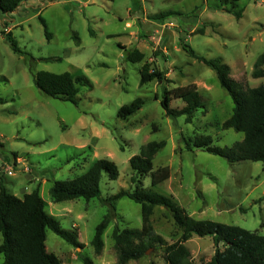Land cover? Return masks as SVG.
Masks as SVG:
<instances>
[{
    "label": "rangeland",
    "instance_id": "1",
    "mask_svg": "<svg viewBox=\"0 0 264 264\" xmlns=\"http://www.w3.org/2000/svg\"><path fill=\"white\" fill-rule=\"evenodd\" d=\"M233 5L242 10L240 19L228 13ZM233 5L215 0H29L13 13L0 10V183L19 199L38 189L45 211L62 229L77 234L79 248L46 230L45 249L61 264H82L81 256L93 264H116L112 232L141 229L140 205L126 197L116 201L100 254L91 242L108 213L104 200L120 190L142 188L162 194L194 220L264 236V163H229L193 144L208 136L212 146L231 148L243 134L222 129L233 100L215 72L193 58L190 50L219 61L232 79L249 88L264 85V76L251 75L264 53V0H238ZM160 14L168 15L153 18ZM8 34L19 53L12 50ZM134 48L144 55L140 63L126 59V52ZM144 62L162 71L165 82L140 85ZM40 71L81 77L76 104L42 93L34 83ZM190 84L196 85L202 104L191 122L184 116H166L160 103L164 89ZM137 98L141 108L126 120L119 119L118 110ZM183 106L182 100L170 99L171 109ZM160 141L165 146L153 159V171L168 167L170 176L153 187L150 173L136 178L129 159L147 143ZM104 158L117 165L119 176L111 180L101 174L99 198L50 200L54 181L80 176ZM151 225L164 245L128 264H166L163 249L179 239L181 230L162 206L154 208ZM185 246L194 264H203L214 254L210 237L193 236Z\"/></svg>",
    "mask_w": 264,
    "mask_h": 264
},
{
    "label": "trees",
    "instance_id": "2",
    "mask_svg": "<svg viewBox=\"0 0 264 264\" xmlns=\"http://www.w3.org/2000/svg\"><path fill=\"white\" fill-rule=\"evenodd\" d=\"M29 0H0V10L4 14L13 13L21 3ZM112 1V0H107ZM220 4L235 3L238 0H215ZM236 19L242 17V10H236L234 5L228 11ZM168 14L153 17L162 19ZM45 34L48 36L44 21ZM202 32V31H201ZM12 50L19 53V49L12 39L7 36ZM193 58L211 68L217 77L218 83L232 98L234 107L230 117L223 122L222 129H233L242 133L241 141L236 142L231 148L212 146L208 136L194 140V146L203 148L207 153L226 159L229 163L248 160L264 163V85L249 88L246 83H241L229 76L228 67L216 60H206L196 55L192 50ZM144 55L134 48L126 52V59L130 62L140 63ZM57 61L59 59H44ZM264 53L258 57L253 65L252 78L264 76ZM140 85L152 81L165 82V74L151 68L144 62L139 69ZM81 77H73L70 73H50L40 71L35 75V86L44 94L64 102L76 104L78 88L76 83ZM169 82V81H168ZM171 98L184 102L181 109L174 110L169 107ZM161 106L168 117L184 116L185 122H191L194 112L202 105L199 100L197 87L190 84L172 90L164 89ZM142 100L137 98L129 105L122 106L117 117L126 120L141 108ZM165 146L164 141L149 142L141 147L138 155L129 159L131 169L136 178L150 173L153 187L162 184L170 176L168 167L158 168L153 171V159ZM189 146V145H187ZM189 148V147H187ZM107 173L109 179L116 180L119 176L117 165L109 159L94 161L88 170L73 179L54 181L49 188V197L53 203L84 199L89 201L100 197L101 174ZM134 177L132 178V181ZM126 197L141 207V229L124 230L114 229L111 235L113 247L117 255L116 264H128L138 261L150 249L157 245H164L163 239L154 234L151 225V216L157 206L167 208L171 212L174 225L181 230V235L175 242L166 245L163 249V258L166 264H194L185 243L193 236L210 237L214 246V254L209 261L203 264H264V236L257 231H250L238 226L225 225L213 221H197L189 217L184 210L175 206L171 198L155 192L136 188L130 192L120 190L112 197L104 200L108 202V213L95 229L91 242L96 254L103 248L102 235L111 219L114 217L115 203ZM62 238L75 248L81 245L77 234L71 233L60 227L59 222L45 211V203L40 197L38 189L29 194H24L22 199L10 194L0 183V256L1 264H61V261L45 249L46 230ZM82 264H93L88 257L80 258Z\"/></svg>",
    "mask_w": 264,
    "mask_h": 264
}]
</instances>
